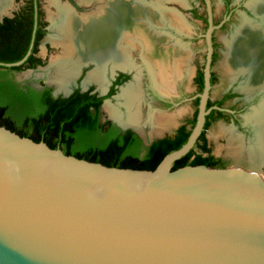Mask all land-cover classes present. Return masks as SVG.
<instances>
[{
  "label": "water",
  "instance_id": "95a60500",
  "mask_svg": "<svg viewBox=\"0 0 264 264\" xmlns=\"http://www.w3.org/2000/svg\"><path fill=\"white\" fill-rule=\"evenodd\" d=\"M205 1L197 121L154 171L78 159L0 127V264H264V176L239 167L173 170L211 112L219 27ZM30 54L0 66H20Z\"/></svg>",
  "mask_w": 264,
  "mask_h": 264
},
{
  "label": "bare ground",
  "instance_id": "6f19581e",
  "mask_svg": "<svg viewBox=\"0 0 264 264\" xmlns=\"http://www.w3.org/2000/svg\"><path fill=\"white\" fill-rule=\"evenodd\" d=\"M80 1L87 6L92 4L95 8L89 14L78 15L70 4L61 0H49V5L55 9V13L52 12L54 14L50 16L57 32L53 41L63 50L61 56L51 61L54 67L51 71L52 82L60 90H67L86 65L94 66V69L88 74L85 84L93 81L102 84L109 66L113 69H136V83L124 89L120 98L128 109V122L140 124L144 119L140 111L143 102V69L146 67L149 70L155 86L165 94L174 93L177 81L192 72L190 51L179 43H172L173 36L169 32L170 35L162 33L161 29L169 26L182 32L189 27L183 17L166 8L160 1ZM9 2L0 0V17L7 12ZM251 9L264 20V0L252 4ZM227 46L229 52L223 64L225 72L232 78L250 73V93L263 88L264 27L244 22ZM135 50L140 52L141 65L133 58ZM108 112L118 119L113 109ZM175 117L166 114L150 118L153 119L152 124L155 127L152 134L161 135L163 130L174 126ZM252 123L257 127L258 142L252 148L251 155L260 154L264 161V105L255 113ZM229 152L236 157L244 156L242 146L229 149Z\"/></svg>",
  "mask_w": 264,
  "mask_h": 264
},
{
  "label": "trees",
  "instance_id": "16d2710c",
  "mask_svg": "<svg viewBox=\"0 0 264 264\" xmlns=\"http://www.w3.org/2000/svg\"><path fill=\"white\" fill-rule=\"evenodd\" d=\"M36 1L29 0L30 6L21 8L12 17H6L0 22V63H17L31 50L30 56L22 65L0 66V127H5L37 143L44 142L52 149H64L65 155L121 169L154 171L167 155L181 149L187 143L196 124L198 110L190 129L182 126L173 138L152 143L147 148L146 155L141 157L138 151L139 143L130 134L121 138L118 136L98 139L102 127L97 116L100 103L93 101L95 98L89 93L76 91L67 98L54 99L50 94L38 96L34 91L27 93L10 80V73L23 71L27 64L34 60L33 55L38 51L37 46L43 36L37 29L35 32L38 18L33 4ZM224 2L226 13L229 17H233L236 8L229 10L232 1L224 0ZM214 46L216 47V44ZM216 60L217 56L214 54L213 64ZM39 65H41L40 61ZM211 83L212 85L216 83L213 77ZM196 84L202 93L203 70L199 71ZM222 104L221 101L216 103L217 106ZM92 105L98 110L96 114L90 109ZM196 106H199V99L196 101ZM212 106L213 104L209 102L208 108ZM208 128L206 122L194 149L178 160L173 170L200 165L209 168H226L222 160L212 156L211 149L207 147L204 134Z\"/></svg>",
  "mask_w": 264,
  "mask_h": 264
},
{
  "label": "rangeland",
  "instance_id": "374dc122",
  "mask_svg": "<svg viewBox=\"0 0 264 264\" xmlns=\"http://www.w3.org/2000/svg\"><path fill=\"white\" fill-rule=\"evenodd\" d=\"M9 1L10 2H9V7H8L7 12L5 14H2L4 16L5 15L12 16V14L18 11L22 6V3L16 0H9ZM72 1L76 5L79 4V6L82 8L81 9L82 12L80 13H77L75 11L78 15L89 14L95 8V7H92V4H89L87 6L85 2L80 1V0H72ZM158 1L162 2V4H164L166 8L176 11L181 17H183V19L185 20V22L187 23L189 27V29L187 30L188 32L187 31L181 32L179 30H174L173 28H169V26H167L165 28H162L161 32L164 34H168L169 32L173 36V38H176L174 40L172 39V43H178V41L180 40L182 44H184L185 46L183 47L188 49L191 53V58H192L190 62V69L192 71L191 75H186L187 77L184 76L186 78L179 79L178 84L181 86L185 95L188 98H192L193 96L197 94V89L194 83L197 69L202 68L205 63L206 41H205L204 35H205L207 27L203 21L192 17L191 11L193 10V8H196L198 12L201 13V15H206L207 13L206 8L203 6V2L200 0H148V2H155V3ZM231 1H232L233 6L236 7V11L233 14L231 21L224 28L217 29L216 31V41L219 44V48H218L219 56L214 65V71L218 75V82L215 84L212 90L211 99L217 100L221 98L227 91L229 90L234 91L235 100L230 101V103L235 102L239 104V106L246 105L245 111L241 115L242 123L244 125V132H240L236 127H234L233 124L222 122V123L213 125L211 129L208 131L207 136H208L209 143H210L213 154L217 158L224 159L227 162L229 167H239V168H244L246 170L256 171L264 176V161L261 159V155L260 154H258L257 156L251 155L252 148L258 142L257 127L255 126V124L252 123V118L255 115V113L259 112L264 105V87L257 90L256 92L250 93L248 90V87H249L248 81L250 82L249 78L251 76L250 73H244V74L239 75L238 77L232 78L229 74L225 72V69L223 66L226 60L227 54L229 52L227 43L232 41L233 37L237 34V31L242 26V24L248 21L251 24L262 25L264 27V20L258 15L255 16L256 14L254 13V11L248 8V5H250V3L258 1V0H240L239 5L237 6L234 2L235 0H231ZM62 2L68 3V1L66 2L62 1ZM43 5H44V8H46L45 9L46 10L45 12L46 20L49 19V21L51 22L50 16L55 13V9L51 5H49V0H43ZM212 6H213L215 20L219 22L222 19L223 13L225 11L224 1L223 0H213ZM252 11L255 15L252 13ZM52 12L54 13L52 14ZM48 29H49L48 34L46 38L43 40V42L41 43L40 52H39V56L43 58V60L45 61V65L37 68L36 70H31V71L27 70V71L18 73L16 75V80L22 84L28 83V82L35 83L37 86L45 84L54 89L56 96L62 95V94L67 96L73 90V88L78 85L79 81H81L80 84L82 86V89L86 90L90 86V85L85 84L86 78L90 72L88 71L89 73L88 72L84 73V70L82 69L84 67H87V65L82 67L81 72L79 74L80 76H78L77 78H75V80L72 81L73 84L71 83L72 86L71 85H70L71 87L69 86L70 89L68 87L67 90H60L57 87L56 83L52 82L53 72L51 73V71H53L54 67L51 61L61 56L63 53V50L62 48H60V46H57L53 41L54 39L53 37L57 35V32L52 22L51 24L48 22ZM175 31L179 33L189 34V36L191 35L190 37L191 39L186 38L184 37L183 34L180 35ZM133 58L138 65H141L142 61H141L139 50L133 51ZM109 69L110 71L114 72V69L112 68V66H109L108 70ZM128 70H132L136 72L134 81L132 82L133 78H131V81H130L132 82L131 85L135 84L138 71L136 69H128ZM112 72H109L110 77H113L115 75ZM126 72L129 73L131 77L134 76L132 72L130 71H126ZM146 75L148 74L145 72V70H144V73L142 71V75H141L142 90H144L143 94L145 96L143 110H144L145 116L147 117L149 114L158 113L160 111L154 109V111H151L152 113H149L150 111L148 112L149 108H151L152 110V108H155V107H154L153 101L151 100L150 94L148 92L149 85L146 79L147 78ZM105 78H106V75H105ZM168 94H165V95H168ZM248 96L249 97L254 96V97L248 98ZM116 98L114 101L108 100L105 103V106L103 108V118L106 120L108 119L112 120L124 128L132 127L133 129L138 131L139 134H141V136L145 139L146 142H149L150 140H155L163 136L166 133H169V134L173 133L175 128L179 125V123L182 122L183 119L187 117H192L195 111V108L192 105V103H189L188 101H186L185 103L180 104V106L176 108L175 110H173L172 112H164V114H177L178 113V114H181L182 117L177 122L175 127H173L171 130H169L168 132H165L163 135L156 136L155 133L152 134L153 130H152L151 125L149 124L142 127L140 130H138L133 126L128 125L125 121L123 122L117 121V120L122 119V115H120L119 112L123 114L126 112V110H124L125 109L124 107L120 106V103L118 102V99ZM108 106H109V109H113L117 113L118 119L110 115V113L108 112L109 110ZM116 109H118L119 112ZM127 122H128V119H127ZM130 124L136 125L135 123H130ZM241 146L244 152L243 157H236L233 153L229 152V149L231 150L233 148H238Z\"/></svg>",
  "mask_w": 264,
  "mask_h": 264
},
{
  "label": "flooded vegetation",
  "instance_id": "af4514ba",
  "mask_svg": "<svg viewBox=\"0 0 264 264\" xmlns=\"http://www.w3.org/2000/svg\"><path fill=\"white\" fill-rule=\"evenodd\" d=\"M16 1L22 3L21 8L28 7V6L31 5L28 2L29 0H16ZM62 1H64V2L68 1V3L73 7L74 11H76L77 13L82 12V10H81L82 8L79 6L78 3H77L78 5H76V4H74V2L72 0H62ZM200 1L203 2V6L206 8V11H207L206 1L205 0H200ZM210 1H211V5H212V1L213 0H210ZM237 5H239V3ZM33 7H34V11L37 13V18H38L37 19V23L38 24L35 26V32H36V29H37V31L40 32V34L42 33L43 36H42V39L40 41V44L37 46L38 51L33 55L34 56V60H31L27 64V66L24 68V70L21 71V72H24V71H27V70H30V71L31 70H36L37 68L45 65V61L43 60V58L41 56H39V52H40V45H41V43L43 42V40L46 38V36L48 34V30H49L48 29V22L50 24H51V22L49 21V19L46 20V13H45L46 12V10H45L46 8H44L43 0H37L33 4ZM224 7H225V11L223 13L222 19L218 22L217 20H215V17H214V25L218 26L219 27L218 29L224 28L232 19V17H229V15L226 13L227 12V8H226V3L225 2H224ZM234 8H236V7H234L233 4H231V6L229 7V10H232ZM212 10H213V6H212ZM18 11H16V12H18ZM16 12H14V13H16ZM14 13L12 14V16L14 15ZM191 14H192V17H194L195 19L203 21L206 24V27L208 28V12L206 13V15H201V13L198 12V10L196 8H193V10L191 11ZM213 14H214V12H213ZM12 16L5 15L3 17V19L6 18V17L10 18ZM2 21H0V22H2ZM216 31H217V29L215 30L214 36H213V46H214V44H216V47L214 46L213 56L215 54L217 56V58H218V56H219V50H218L219 44L216 41ZM182 34L186 38H190L191 37V35L189 36V34H184V33H182ZM39 61L41 62V65H39ZM215 63L214 64L212 63V77L216 80V83H217L218 82V75L214 71ZM31 65H35V67H31ZM93 69H94V66H87V67H84L82 70H84V73H86L88 71L91 72ZM144 70L148 74V75H146L147 76L146 79H147V82H148V85H149L148 92L150 94L151 100L153 101V104H154V107H155V108H152V110H151V108H149L148 112L150 111L149 113H152L151 111H154V109H156V110H158L160 112L149 114V115H151V116L148 115L149 119H148V116L147 117L145 116V113H144V110H143L144 97L145 96L143 94L144 90H142V81H141V90H142V96H143L142 100H143V102L141 100L142 103H141L140 111L143 114L144 119H143V121L140 124H137L138 126L130 124V123L127 122L126 116H127V113H128V111H127L128 109L123 104L124 103L123 100L120 98L123 90L126 89L129 85H131V83L134 81L135 74H136L135 71L114 69V72H112L109 69L106 72L107 73L106 74V78H105V81L102 84H99V83L93 81L91 83L86 84V85H90V86L86 90H83L82 86L80 84L81 81H79L78 85L73 88V90L69 93L68 96H66L64 94L56 96L54 89L49 87V86H47V85H45V84L37 86L35 83H31V82L23 83V84L19 83L16 80V75L18 73H21V72H12V73H10V77L9 78L15 84H17L21 89H23L25 92L28 93L29 91H34V92L38 93V96H43V95L50 94L51 98L57 99V98H67L71 94L75 93L76 91H79L80 93H89L92 97L95 98L93 101H95L97 103H100L99 112H98L97 108L95 107V105L90 106V109H91V111L94 114H96L98 112L97 116H98V120H99V125L102 126L98 139L99 140L100 139L103 140V139H106L108 137H118V136H119V138H121V137H123L125 135H129L130 134V135L133 136L135 141L139 143L138 144V146H139V148H138L139 150L138 151H139L140 156L143 157L147 153V148L150 147V145L152 143H154V142H156L158 140L165 139V138H173L176 135L177 131L182 126H185L188 129L191 128V123H192V121H193V119L195 117V114H196L197 110L199 111V106H196L197 99H199V102H200V98L198 97V95L200 94V89H199V86L196 84V78L198 76L199 71L200 70H204V66L202 68H198L197 69L196 76H195V79H194V83H195V86H196V89H197V94L195 96H193L192 98H188L185 95V93L183 92L181 86L178 84L179 80L177 81L175 92L171 93V94H168V95H165L163 92L159 91V89L155 87V85H156L155 81L153 79V76L149 72V70L145 67L143 69V73H144ZM126 71L132 72L134 74V76L131 77L130 74L127 73ZM109 72H112L115 75L113 77H110L109 76L110 75ZM186 77H184V78H186ZM212 77H211V79H212ZM131 78H133L132 82H130V84L127 85L126 83L131 81ZM72 84H71V86H72ZM215 84L212 85L213 88H214ZM70 87H69V89H70ZM213 88H212V90H213ZM211 93H212V91H211ZM145 94H146V92H145ZM116 96H117V98H116ZM228 96H230V97H228ZM115 98L118 99V102L120 103V106L124 107L125 108L124 110H126V112L122 114V113H120L118 111V109H116L119 112V114L122 115V119L121 120H117L116 119L117 121H119V122L125 121L128 125H131V126L135 127L138 130H140L142 127H144V126L149 124L152 127V130H153L152 133L154 132L155 127L152 124L153 119H150V118L155 117V116H161V115L162 116L163 115L166 116V114H164V112H172L173 110L178 108L180 106V104L185 103L186 101H188L189 103H192V105L195 108V111H194L192 117H187V118L183 119V121L179 123V125L175 128L174 132L171 133V134H169V133L164 134V133L168 132L173 127H175V125L181 119L182 116H181V114H178V113L175 114V115L174 114H167V116L168 115H173L174 117L176 116L175 117V119H176L175 125L170 127L169 129L163 130V132L161 134V135L164 134L163 136H161V137H159V138H157L155 140H150L149 142H146L145 139L141 136V134H139V132L136 131L135 129H133L132 127L124 128V127H122L121 125L115 123L112 120H109V119L106 120V119L103 118V108L105 106V103L108 100L114 101ZM233 100H235V92L232 91V90L227 91L221 98H219L217 100H212L211 99V95H210L209 102L212 103L213 106L208 108V109H211L210 114L207 116L208 119L206 118L207 126L209 128H208V130L205 131V134H204V137H205L206 142H207L206 143L207 147H209L210 149H211V146H210V143H209V139H208L207 133H208V131L211 129V127L213 125H216V124L222 123V122L230 123V124H233L234 127H236L240 132H244V125L242 123L241 115L244 113L246 105H240L239 106V104H237L235 102L230 103V101H233ZM220 101L223 102V104L221 106H217L216 103H218ZM156 136H160V135H156ZM130 147L134 148L133 146H130ZM136 147H137V145H136ZM62 151L65 152L64 149ZM211 155L214 156L216 159H221L224 167H226V168L229 167L227 162L224 159H222V158H217L213 154L212 150H211Z\"/></svg>",
  "mask_w": 264,
  "mask_h": 264
}]
</instances>
